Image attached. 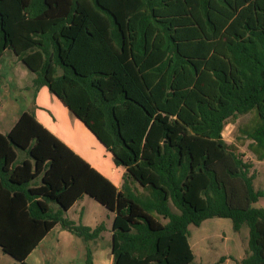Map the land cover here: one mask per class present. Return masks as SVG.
Instances as JSON below:
<instances>
[{
	"label": "trees",
	"instance_id": "trees-1",
	"mask_svg": "<svg viewBox=\"0 0 264 264\" xmlns=\"http://www.w3.org/2000/svg\"><path fill=\"white\" fill-rule=\"evenodd\" d=\"M5 50L124 169L118 189L23 112L0 133V249L16 264L56 226L102 238L66 216L84 197L113 214L112 264H195L188 226L212 218L247 227L236 264H264V192L222 137L250 115L238 132L264 161V0H0Z\"/></svg>",
	"mask_w": 264,
	"mask_h": 264
},
{
	"label": "rangeland",
	"instance_id": "rangeland-1",
	"mask_svg": "<svg viewBox=\"0 0 264 264\" xmlns=\"http://www.w3.org/2000/svg\"><path fill=\"white\" fill-rule=\"evenodd\" d=\"M12 52L14 55L5 51L4 55L0 56V133L9 130L18 115L26 111L27 107H32V100L35 103L39 91L38 89L34 93V99H32L31 94L34 91L32 81H29V77H32V71L23 62L14 66L12 58H15L16 54L13 50ZM27 81L29 82L28 86L24 89L20 87ZM250 118V115H245L229 119L222 131V137L229 150L241 154L244 160L253 163L254 187L264 192V161H256L248 149L250 141L238 132V127L248 123ZM256 206L264 207V197L259 200ZM172 210L176 211L173 207ZM66 216L68 219L75 222L80 221L82 225L90 228L103 224L105 231L102 233V238L89 242L77 238L76 246L70 242L61 243L62 246L57 250H55V246L45 247L43 243L26 263H37L36 261L34 263L36 256L42 264H85V251L88 249L93 262L95 260L97 264H110L109 262L112 260L110 254L111 226L108 220L111 216L110 213L96 201L84 197L83 200L74 204ZM187 230L195 264H216L220 259L224 260L218 264H236L246 256L248 241L246 226H243L239 232H234L229 219L212 218L203 221L197 227L189 225ZM53 236H55L54 233L49 239ZM81 249L83 250L82 253ZM72 250L74 253H71ZM0 264H16V261L0 249Z\"/></svg>",
	"mask_w": 264,
	"mask_h": 264
},
{
	"label": "crops",
	"instance_id": "crops-1",
	"mask_svg": "<svg viewBox=\"0 0 264 264\" xmlns=\"http://www.w3.org/2000/svg\"><path fill=\"white\" fill-rule=\"evenodd\" d=\"M5 51L11 52V54L14 55L11 50ZM5 51L3 52V55ZM15 58L17 59V57ZM15 58H12V63L14 66L22 63ZM33 78L34 74L32 72V77H29V81H32ZM28 83L29 82L27 81V83L25 82L23 86L20 87H23L24 89L26 86H28ZM31 95L32 99H34V92ZM36 98L37 100L35 103L32 100V107H27L28 109L26 111L32 110L36 120L44 128H46L50 133H52L61 142L68 146L76 155L87 162L93 169L108 179L116 188L120 189L123 183L124 169L114 165L111 153L107 151V149L94 137V135L83 125V123L79 121L54 95H52L46 87H41L39 89ZM19 116L20 115H18V117ZM18 117L15 119V122L17 121ZM10 129L1 134L8 133ZM110 215L111 216L108 220L110 221L111 226L113 214ZM52 233H54L55 236L49 239ZM77 241V237L56 226L40 241L38 246L29 254L26 261L34 253H36V251H38L39 247H41L43 243L45 247L55 246V250H57L62 246L61 243L70 242L76 246ZM68 251L70 250L68 249ZM82 252L83 250L81 253ZM71 253H74V250H72ZM35 261L37 263H35ZM34 263L42 264L40 263L39 258L37 260L36 256ZM109 263L112 264V260ZM93 264H97L95 260Z\"/></svg>",
	"mask_w": 264,
	"mask_h": 264
}]
</instances>
